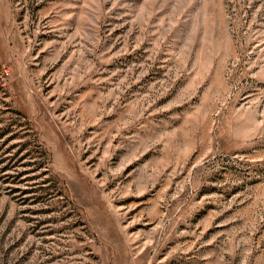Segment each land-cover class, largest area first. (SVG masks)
I'll return each mask as SVG.
<instances>
[{
    "label": "rangeland",
    "instance_id": "rangeland-1",
    "mask_svg": "<svg viewBox=\"0 0 264 264\" xmlns=\"http://www.w3.org/2000/svg\"><path fill=\"white\" fill-rule=\"evenodd\" d=\"M0 264H264V0H0Z\"/></svg>",
    "mask_w": 264,
    "mask_h": 264
}]
</instances>
